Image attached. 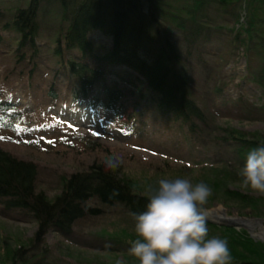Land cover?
Masks as SVG:
<instances>
[{"label": "rangeland", "instance_id": "1", "mask_svg": "<svg viewBox=\"0 0 264 264\" xmlns=\"http://www.w3.org/2000/svg\"><path fill=\"white\" fill-rule=\"evenodd\" d=\"M28 2L0 0V10L9 11L7 15L10 16L18 6H27ZM179 2L183 3V0ZM247 2L249 0H230L225 7L217 3L208 5L212 35L205 32L208 42L197 47L196 56L189 60L184 61L187 51L182 46L181 33L175 37L192 98L204 104V108L208 106L211 110L210 105H213L220 111L218 116L210 115L211 124L202 128L201 141L193 149L196 153L190 150L189 144L180 141V132L173 134L170 131L168 127L174 125L167 122L166 117H160L148 103L136 110L131 129H123L114 121L111 112L91 109L85 100L75 99L76 81L70 76L69 69L60 64V56L55 54L60 24L48 25L41 32L37 57L32 58L27 52L20 62L16 53L19 36L0 30V104L9 103L15 108L8 114L0 110L1 148L39 166L37 189L50 199L61 193L65 178L88 171L94 163H105L113 154L123 159L122 168L118 170L120 175L126 181L130 180L143 195L149 186L155 187L163 177H184L193 184L204 182L212 189L204 206L207 215L217 211L219 214L212 219L215 223L207 222L219 228L208 227L209 238L226 239L233 251L230 245L235 246L236 242L229 240L225 232L235 230L244 240L255 243L252 247L255 256L246 254L247 261L264 264V196L243 191L240 182L230 179L217 184L220 178L203 176L208 171L202 170L209 168L212 171V166L219 167L221 161L236 160L239 163L243 159L236 154L216 159L215 155L225 147H217L216 136H226V132L233 130L239 136L264 137L261 91L250 79L258 78L264 69V54L255 47L258 38L250 42L245 35V43L255 47L249 52L246 46L240 45L243 37L238 38L234 30L240 16L250 18L254 13L264 19L262 5L255 0H250L246 16L243 7ZM50 17L57 18L52 12L42 20L49 24L46 20ZM259 25L264 27V22L260 21ZM90 36L97 45H112L111 39L101 33L94 32ZM64 54L72 59L79 52L66 51ZM53 84L55 97L48 95ZM12 114L20 117L15 120ZM8 126L14 128L8 129ZM15 132L19 140L35 141L37 145L31 147L20 141L12 142ZM90 141L100 143L99 150H88L86 144ZM98 207L102 209V216L79 221L74 237L67 239L51 231L42 246H34L38 224L5 212L0 206V264H12L14 252L21 247L27 249L21 264H139L128 254L130 241L136 238L135 219L120 207ZM224 221L237 225H224Z\"/></svg>", "mask_w": 264, "mask_h": 264}, {"label": "trees", "instance_id": "2", "mask_svg": "<svg viewBox=\"0 0 264 264\" xmlns=\"http://www.w3.org/2000/svg\"><path fill=\"white\" fill-rule=\"evenodd\" d=\"M228 1L29 0L27 6H18L10 16L7 15L9 11L0 10V30L19 36L16 53L20 62L27 52L32 58L37 57L41 32L48 25L60 24L55 54L60 56V64L69 69L70 76L76 81L77 86L73 88L75 99L89 100L93 108L111 111L117 121L125 122V127L134 121L136 110L148 103L160 117H166L167 122L174 125L168 127L170 131L173 134L180 132V141L189 144L190 150L195 152L193 149L201 141L202 128L210 123V115L218 116L220 111L213 105H210L211 110L208 106L204 108V104L192 98L175 37L181 33L182 46L187 51L184 61L196 56L197 47L208 42L206 33L212 35L213 31L209 27L208 5L217 3L225 7ZM249 2L243 7L246 16L251 5ZM255 2L261 3L264 10V0ZM52 12L57 18L50 17L46 20L49 24H46L42 17ZM237 21L239 27L234 30L238 38L243 37L240 45L246 46L249 52L259 47L264 54V27L259 25L264 19L251 13L250 18L240 16ZM215 29L220 34L219 29ZM95 31L110 36L111 47L97 45L90 38ZM245 35L250 42L258 38L254 48L245 43ZM76 50L79 55H74L72 59L64 54ZM250 79L261 91L260 101L264 109V69L258 78ZM54 86L49 91L53 97ZM0 109L8 111L13 106L1 104ZM211 111L216 114H211ZM217 129L218 132L221 130L219 125ZM226 134L216 136L217 147L225 146L215 155L216 159L234 154L243 159L239 161L241 165L236 160L221 161L219 167L212 166L215 170L203 168L208 171L203 176L220 178L217 184H224L228 179L240 182L238 173L249 151L264 145V137L239 136L233 130ZM86 146L91 151L101 147L97 142H88ZM230 148H233L232 151ZM121 168L114 172L106 171L105 163H94L88 171L76 172L65 178L61 193L50 199L45 193L38 192L39 166L0 147V206L5 212L15 213L38 224L34 246H42L51 231L67 239L74 237L79 221L102 216L99 205L120 207L134 219L133 213L143 212L148 201L130 180L123 179L118 172ZM114 191L119 194L113 196ZM207 227L219 229L211 224ZM225 233L229 240L236 242L235 246L230 245L233 250L231 264H253L247 261L246 254L253 252L255 243L244 240L235 230L227 229ZM26 250L21 247L14 252L12 264H18L19 260L21 264L26 258ZM252 256H255L254 253Z\"/></svg>", "mask_w": 264, "mask_h": 264}, {"label": "clouds", "instance_id": "3", "mask_svg": "<svg viewBox=\"0 0 264 264\" xmlns=\"http://www.w3.org/2000/svg\"><path fill=\"white\" fill-rule=\"evenodd\" d=\"M122 164V157L113 154L105 160V170L114 172ZM238 175L241 190L264 196V145L249 151ZM145 195V210L133 213L136 238L128 249L139 264H231L228 241L209 238L204 206L212 189L206 183L163 177Z\"/></svg>", "mask_w": 264, "mask_h": 264}, {"label": "water", "instance_id": "4", "mask_svg": "<svg viewBox=\"0 0 264 264\" xmlns=\"http://www.w3.org/2000/svg\"><path fill=\"white\" fill-rule=\"evenodd\" d=\"M210 223H215L212 219L208 218V221ZM224 225H228V226H233V225H237V223H233V222H229V221H224L223 222Z\"/></svg>", "mask_w": 264, "mask_h": 264}, {"label": "bare ground", "instance_id": "5", "mask_svg": "<svg viewBox=\"0 0 264 264\" xmlns=\"http://www.w3.org/2000/svg\"><path fill=\"white\" fill-rule=\"evenodd\" d=\"M107 37L111 38L110 36H107ZM217 212H218V211H217ZM217 212H213L212 214L208 215V217H209L210 219L217 218V216L219 215ZM219 218H220V217H219ZM261 236H263V235H261Z\"/></svg>", "mask_w": 264, "mask_h": 264}]
</instances>
